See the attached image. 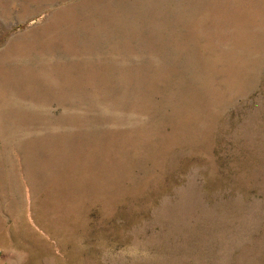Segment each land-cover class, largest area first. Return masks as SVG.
I'll use <instances>...</instances> for the list:
<instances>
[{
    "label": "rangeland",
    "instance_id": "obj_1",
    "mask_svg": "<svg viewBox=\"0 0 264 264\" xmlns=\"http://www.w3.org/2000/svg\"><path fill=\"white\" fill-rule=\"evenodd\" d=\"M0 264H264V0H0Z\"/></svg>",
    "mask_w": 264,
    "mask_h": 264
}]
</instances>
